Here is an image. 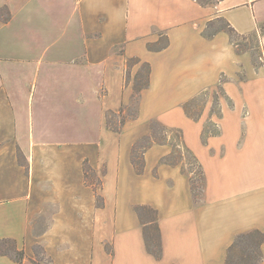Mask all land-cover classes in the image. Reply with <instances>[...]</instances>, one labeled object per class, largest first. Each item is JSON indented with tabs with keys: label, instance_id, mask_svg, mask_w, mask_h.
Wrapping results in <instances>:
<instances>
[{
	"label": "crops",
	"instance_id": "obj_1",
	"mask_svg": "<svg viewBox=\"0 0 264 264\" xmlns=\"http://www.w3.org/2000/svg\"><path fill=\"white\" fill-rule=\"evenodd\" d=\"M5 8L0 241L25 257L0 264H34L36 247L53 264H264V64L224 31L203 36L223 18L256 35L264 55V0H0ZM131 59L140 62L128 80ZM145 64L138 114L114 132L107 113L133 103ZM203 92L212 94L194 120L184 106ZM152 121L182 131L203 171L200 195L185 161L166 162L169 143L148 148L137 172L133 148ZM211 122L219 132L204 142ZM146 226L159 229V257ZM255 233L252 263L242 241Z\"/></svg>",
	"mask_w": 264,
	"mask_h": 264
},
{
	"label": "trees",
	"instance_id": "obj_2",
	"mask_svg": "<svg viewBox=\"0 0 264 264\" xmlns=\"http://www.w3.org/2000/svg\"><path fill=\"white\" fill-rule=\"evenodd\" d=\"M201 5L203 6H206V5H212V4H216L218 3L220 0H206V1H203V0H197ZM2 10H5L7 11V16L6 17H2L0 16L3 21L7 22L9 20V12L8 10L5 8V9H1L0 12ZM216 21H223L225 24H226V28H223V29H220L218 30L217 32L213 33V34H210L208 35L207 33V30L212 27L214 25V23ZM221 31H224L226 33L229 34L230 38H231V41L232 43L234 44V38L235 37H240V38H246L245 36H242V35H239L232 27L231 25L225 21L223 18H217L211 22H209L207 24V28L205 29V31L203 32V36H205L206 38H211L213 36H215L218 32H221ZM255 37H257L256 35H253ZM129 62H134V64H138L140 62L139 59H131L128 61ZM256 66V64H255ZM143 67H146L147 68V75H146V78H145V81L144 83H142L141 81H139L140 79V74H142V69ZM142 69H140V71L138 72L137 74V77H136V81L134 83V90H135V96H139L140 92L147 88L149 86V74H150V66L148 64H145L143 65ZM258 67V66H257ZM225 79L224 76L221 77V82H223ZM208 92H203L201 93L198 97L194 98L192 101H190L189 103H187L185 106H184V109H185V112L188 114L189 117L193 118L194 120H197L198 119V116L200 115L199 114H193L191 112V109H190V106L192 103L196 102V100L198 98H200V96H204V95H207ZM220 94L223 95V90H222V87L219 86L218 88V91H216L214 93V103H213V108H212V112L213 113H216L218 116L221 115V111L219 110L220 109ZM124 115V111L122 110L119 114L117 113H114V112H108L107 113V116H106V120H107V126L110 130L114 131V132H117V133H120L122 131V128L124 127L125 123L127 122L128 118H125L123 117ZM116 116H121L122 117V120L119 122V123H116L115 121L112 120V117H116ZM155 126H161L162 128V134L159 133ZM218 130L216 129L215 127V124L214 123H209L204 132H203V141L205 142L207 140V136H209L210 134H218ZM171 144L173 146V154L171 155V157H169L166 162H168L169 164H177L178 163V160H175L174 157H175V154L178 153L180 150L185 152V153H188V155L191 156V158L193 159L194 162L192 163H195L196 167H197V173H198V176H199V180L202 181L203 178H204V175H203V171H202V168H201V165L199 164L198 160L196 159V157L192 154V152L187 148V146L185 145V142H184V138H183V133L181 130L179 129H169L163 125H161L160 123H158L157 121H152L151 122V134L147 137H144L142 138L141 140H139L134 148H133V152H132V163L133 165L135 166L137 172L139 174H141L144 170V154L145 152L147 151L148 148H150L152 145L154 144ZM189 164H191L189 162ZM192 165V164H191ZM187 166V164H186ZM89 171V168L88 166H85V172H88ZM186 171V170H185ZM188 173L191 175V184L193 185V175H194V172H189ZM194 189V187H193ZM195 192V189L193 190ZM141 211H145L147 214H151V213H155V211L151 210V209H147V208H143L141 209ZM151 226V225H150ZM150 226H146V241H147V246L149 248V251H151L153 254H155L157 257L160 256V253H161V245H160V239H159V229L158 227H154L157 231V235L156 237H153V235L151 234V230L153 228L150 227ZM255 236H258L259 237V241L257 242V245H259V243L261 241H263V239L261 238L260 234L259 233H255L254 234ZM243 237L239 238V241L240 239H242ZM238 243V242H237ZM4 246V248L6 249H3V250H0V255H5V256H9L11 257L12 259H14L15 261L17 262H21L24 257H25V254L24 252L22 251H19L17 249V246L16 244L13 242V241H10V240H3V241H0V246ZM39 248V247H36L34 249V252L36 254V249ZM9 249H12L13 252L15 253L16 257H13L8 251ZM36 256H38L36 254ZM34 264H39L37 262V259L35 261H33ZM50 264H53L49 261Z\"/></svg>",
	"mask_w": 264,
	"mask_h": 264
},
{
	"label": "rangeland",
	"instance_id": "obj_3",
	"mask_svg": "<svg viewBox=\"0 0 264 264\" xmlns=\"http://www.w3.org/2000/svg\"><path fill=\"white\" fill-rule=\"evenodd\" d=\"M206 1V0H203ZM0 16L2 17H6L7 16V11L2 10L0 12ZM226 24L223 21H216L214 23V25L212 27H210L207 30L208 35L213 34L215 32H217L220 29L226 28ZM165 40L163 39L160 45L165 44ZM234 45L237 47V49L239 51H250L252 53L253 59H254V64H256V66H260L263 65V61H261V59H263L262 57H264L262 49H261V44L259 42L258 37H255L253 35L247 36L246 38H240V37H235L234 38ZM134 65V62H129L128 63V80H129V71L130 68ZM147 75V68L143 67L142 69V74H140V79L139 81H141L142 83H144L145 78ZM212 94V93H211ZM210 93H207V95L204 96H200V98H198L196 100V102L192 103L190 106L191 112L193 114H199L200 111L202 110V108L204 107L208 97L211 95ZM138 114V98L137 96H135V99L133 101V103L131 105H129L128 107H126L125 111H124V115L123 117L125 118H132L135 117ZM112 120L115 121L116 123H119L122 120L121 116H116V117H112ZM159 123V122H158ZM156 130L162 134V128L161 126H155ZM175 160H181V161H185V163L187 164V166L185 167L186 171L189 172H194L193 175V187L195 189V193L198 195H200V190L202 188L201 185V181L199 180V176L197 173V167L195 165L193 159L191 158L190 155H188V153H185L183 151H179L178 153L175 154L174 157ZM189 162L192 164H189ZM95 179V178H94ZM151 234L153 235V237H156L157 235V231L156 229L153 227L151 230ZM259 238L258 236H253L252 238L248 239V240H244L242 241L243 243V247H245V255L244 257L251 260L252 263H255L258 258L259 255L258 250H257V245L255 244ZM6 249L4 248V246H0V250ZM13 257H16L15 253L13 252L12 249H9L8 251ZM36 254L37 256V262L39 264H50L48 258L46 257V255L43 254V251L40 248L36 249Z\"/></svg>",
	"mask_w": 264,
	"mask_h": 264
}]
</instances>
